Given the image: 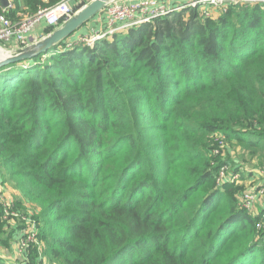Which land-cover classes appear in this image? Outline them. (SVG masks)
<instances>
[{
  "label": "trees",
  "instance_id": "trees-1",
  "mask_svg": "<svg viewBox=\"0 0 264 264\" xmlns=\"http://www.w3.org/2000/svg\"><path fill=\"white\" fill-rule=\"evenodd\" d=\"M61 1L16 0L8 16ZM229 7L218 19L186 7L91 47L68 38L0 69V170L16 209L39 211L42 244L20 264H264L245 188L217 185L235 163L217 136L264 164V5ZM3 216L10 264L1 249L28 226Z\"/></svg>",
  "mask_w": 264,
  "mask_h": 264
},
{
  "label": "built area",
  "instance_id": "built-area-1",
  "mask_svg": "<svg viewBox=\"0 0 264 264\" xmlns=\"http://www.w3.org/2000/svg\"><path fill=\"white\" fill-rule=\"evenodd\" d=\"M226 1L227 0H186L187 6L180 5L178 7H171L168 6L166 0H115L105 9L108 18L106 29L93 32L89 36L83 37L82 43L91 47L99 40L111 38L131 28L150 23L157 18L169 16L170 14L176 13L175 11L178 12L186 7H196V5L205 2L218 5L224 4ZM12 7L10 3L7 8H4L2 12H0V48H6L12 44V42H16L18 46H20V49H22L28 44V34L31 33L40 22L44 21L49 26H57L61 22H66L75 14L71 8L70 0H62L50 8L38 10V12L32 16L25 17L20 21H13L8 16V12ZM220 141L221 143H219ZM225 141L226 137L224 136L216 137V142L223 147ZM218 153L219 151H215L216 155ZM249 173L250 174H247L246 178L249 177L251 180L259 179L261 182L250 192L244 190L238 196V203L241 209L245 210L253 217L259 218L257 228L261 231L264 230V211L260 212L256 209V205L259 203V199H264V168L253 169V171ZM251 174L253 175L251 176ZM241 181L242 176L240 171L231 168L230 164L221 166L217 176L218 187L222 188L228 184L240 185ZM9 218L10 217H7L5 219L8 220ZM26 222L28 226L25 231L27 238L26 240H21L24 250L29 247V244L40 247L41 243L38 239L37 226L33 222H29V219H27Z\"/></svg>",
  "mask_w": 264,
  "mask_h": 264
},
{
  "label": "rangeland",
  "instance_id": "rangeland-1",
  "mask_svg": "<svg viewBox=\"0 0 264 264\" xmlns=\"http://www.w3.org/2000/svg\"><path fill=\"white\" fill-rule=\"evenodd\" d=\"M90 2L92 0H89ZM168 6L171 7H178L180 5L182 6H187V2H181L178 3V5H175L173 0H166ZM183 2V3H182ZM88 4V3H87ZM86 4V5H87ZM241 5V6H257V5H264V0H227L224 4H218V5H213L209 2L202 3L200 5H196V7L192 8H198L197 12L199 13L198 16L200 15L202 18H208V19H218L219 17L227 14L229 10L230 5ZM106 9V8H105ZM105 9L102 11L105 14ZM186 9V8H185ZM181 9L180 11H182ZM177 12V11H175ZM179 12V11H178ZM76 13V12H75ZM174 14V13H173ZM172 15V14H170ZM169 15V16H170ZM162 18V17H161ZM200 18V17H199ZM189 19V15L185 16V20ZM221 143V141L219 142ZM227 148L229 150V157L226 155L227 158H231L232 160L235 161V163L231 162V165L234 166L236 171L241 172L242 176V181L240 185H235L239 188H245V191H251L255 189V187L261 182V180H251L246 178L247 174H250L249 172L253 171V169H263L264 164L260 163H253L249 159L251 157L250 151H246L247 145L242 144L238 141L234 140H227L225 141ZM225 156V155H224ZM2 170V171H1ZM0 170V211H3L4 213V218L10 217L12 220L11 223L13 225L19 226L23 224V222H19L20 220L24 221L26 223V220L29 219V222H33L35 224V218L33 217L34 214H37L38 208L33 207L32 205H27V210L25 213H22L21 210L16 209V202H18V199L20 197V192L14 187L13 183L10 181V179L6 176L5 174V168H2ZM253 174H251L252 176ZM250 176V177H251ZM249 179V180H246ZM242 192L237 193V197L241 194ZM259 203L256 205V209L260 207V204L263 203L264 205V199H259ZM11 202V203H9ZM22 208H25L24 205H22ZM9 214V215H8ZM40 214V213H39ZM37 216V215H36ZM35 216V217H36ZM37 225V224H36ZM41 243V242H40ZM8 245H5L1 249V253L6 255H9L10 258H12V262L10 264H20L19 260L22 258L24 246L23 244L17 243L16 245L14 244V241H10L7 243ZM42 244V243H41ZM15 248H17V251L15 252ZM15 260V261H14ZM21 262V260H20ZM45 264H55L52 263L48 260H45Z\"/></svg>",
  "mask_w": 264,
  "mask_h": 264
},
{
  "label": "water",
  "instance_id": "water-1",
  "mask_svg": "<svg viewBox=\"0 0 264 264\" xmlns=\"http://www.w3.org/2000/svg\"><path fill=\"white\" fill-rule=\"evenodd\" d=\"M113 1L115 0H92L53 33L38 42L27 45L20 50L8 52L6 49L1 47L0 51L3 52V55H0V69L10 64L27 61L39 56L40 54L47 53L49 50L59 45L62 41L74 36L79 30L85 27L91 20L104 11V9ZM1 2L4 8L9 6L8 0H1Z\"/></svg>",
  "mask_w": 264,
  "mask_h": 264
},
{
  "label": "crops",
  "instance_id": "crops-1",
  "mask_svg": "<svg viewBox=\"0 0 264 264\" xmlns=\"http://www.w3.org/2000/svg\"><path fill=\"white\" fill-rule=\"evenodd\" d=\"M15 1L16 0H8V4L11 3L13 6L10 10H12L15 7ZM87 3H90V1L89 0H70L71 8L75 10L76 12H78ZM3 9L4 7L0 0V12H2ZM25 17H28V15L23 16L22 19ZM107 22H108V18H107L106 13L104 14L103 12H101L98 16H96L93 20H91L85 27L79 30L73 37L69 38L66 41L65 46L71 47V46H75V45L77 46V45L83 44L82 43L83 37L89 36L93 32H99V31L105 30L107 27ZM50 29L51 27L48 24H46L44 21L40 22L36 26V28L31 33L28 34V44L27 45H30L32 43L42 40L44 37L50 35L58 28H54L53 32H51ZM4 49H6L8 52H14V51L20 50V46H18L16 42H12V44H10L8 47ZM258 210L260 212L264 211L263 203L260 204V207L258 208ZM16 251H17V248H15V252ZM7 258L9 259L10 257L8 256Z\"/></svg>",
  "mask_w": 264,
  "mask_h": 264
},
{
  "label": "bare ground",
  "instance_id": "bare-ground-1",
  "mask_svg": "<svg viewBox=\"0 0 264 264\" xmlns=\"http://www.w3.org/2000/svg\"><path fill=\"white\" fill-rule=\"evenodd\" d=\"M0 55H3V52L2 51H0Z\"/></svg>",
  "mask_w": 264,
  "mask_h": 264
}]
</instances>
